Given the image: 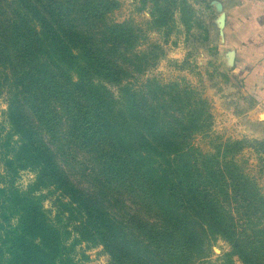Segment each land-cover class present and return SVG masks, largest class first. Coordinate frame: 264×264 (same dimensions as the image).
Here are the masks:
<instances>
[{"label": "trees", "instance_id": "1", "mask_svg": "<svg viewBox=\"0 0 264 264\" xmlns=\"http://www.w3.org/2000/svg\"><path fill=\"white\" fill-rule=\"evenodd\" d=\"M111 4L0 0V93L17 137L8 152L0 148V264H74L82 242L101 245L108 264H192L216 238L231 248L220 264L232 256L264 264V200L254 191V202H229L227 178H248L227 176L219 152L202 154L187 141L205 126L203 108L166 114L172 106L162 107L158 94L125 83L149 64L135 49L138 29L107 19ZM159 12L155 25L171 14ZM104 81L118 84L117 99ZM77 148L93 154L99 195L59 162ZM25 169L34 179L21 189L15 181ZM53 193L63 199L52 219L43 202ZM127 193L151 214L131 216L134 231L105 204Z\"/></svg>", "mask_w": 264, "mask_h": 264}, {"label": "rangeland", "instance_id": "2", "mask_svg": "<svg viewBox=\"0 0 264 264\" xmlns=\"http://www.w3.org/2000/svg\"><path fill=\"white\" fill-rule=\"evenodd\" d=\"M111 1L107 19L114 23L124 22L132 31L138 29L135 49L146 54L149 64L140 73L131 72L125 83L135 90L158 94L162 107L172 106L166 114H177L180 118L178 111L184 106L189 109L195 106L203 108L205 115L202 124L205 126L203 130L191 133L187 141L202 154L219 152L221 162L227 161V176L236 172L248 178L247 181L227 178L225 188L229 202L234 205L254 202V191L264 200V105L259 103L255 87L232 71L227 49L223 46L224 33L221 39L216 23L218 15L215 10L209 9V0H176L175 7L162 0ZM160 10H170L171 14L160 21L163 24L155 25L153 18ZM151 80L168 87L161 90L152 88V84L145 86ZM103 83L117 99L118 84ZM6 111L7 95L3 90L0 93L2 152H8L17 138L10 130ZM235 141H240L238 147L227 146ZM58 158L77 186L89 193L100 194L93 179L97 170L93 154L77 148ZM33 179L32 171L21 170L15 184L24 189ZM43 194H47V191ZM58 194H48L43 202L44 209L52 219L61 210ZM105 204L118 219L127 222L130 231H134L128 222L131 216L151 218L136 195H109ZM62 218L63 221L67 220L69 214H64ZM230 251L224 239L216 238L209 243L204 257L195 259L192 264H204L206 261L220 264ZM72 259L74 264L109 262V256L101 245L86 242L74 248ZM232 261L233 264H241L237 256H232Z\"/></svg>", "mask_w": 264, "mask_h": 264}, {"label": "crops", "instance_id": "3", "mask_svg": "<svg viewBox=\"0 0 264 264\" xmlns=\"http://www.w3.org/2000/svg\"><path fill=\"white\" fill-rule=\"evenodd\" d=\"M214 1L225 15L223 46L234 53L232 71L255 87L264 105V0H209V9L219 15Z\"/></svg>", "mask_w": 264, "mask_h": 264}, {"label": "water", "instance_id": "4", "mask_svg": "<svg viewBox=\"0 0 264 264\" xmlns=\"http://www.w3.org/2000/svg\"><path fill=\"white\" fill-rule=\"evenodd\" d=\"M213 4L215 6L216 11L219 13L216 23L219 29V34L221 36V39H223V27L225 23V15L221 10V4L219 2L214 1ZM228 56H229V62H231V60H233L234 53L230 51L228 52Z\"/></svg>", "mask_w": 264, "mask_h": 264}]
</instances>
